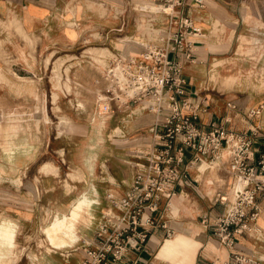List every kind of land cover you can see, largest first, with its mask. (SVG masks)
<instances>
[{
    "label": "crops",
    "instance_id": "1",
    "mask_svg": "<svg viewBox=\"0 0 264 264\" xmlns=\"http://www.w3.org/2000/svg\"><path fill=\"white\" fill-rule=\"evenodd\" d=\"M177 10L203 31L195 61L184 69L188 94L200 105L198 124L209 129L222 122L242 132L257 128L264 148V110L254 118L247 115L264 103V0H205L203 5L186 0ZM169 20L161 0H0V233L4 222L14 233L11 242L0 239V264H79L83 253L68 251L95 239L110 205L107 193L126 194L146 162L140 150L153 141L154 115L140 107L102 112L106 89L95 101L97 85L107 84L101 65L71 64L78 77L73 92L66 93L72 83L54 79V84L47 59L89 44L142 58L147 40L169 27ZM223 75L230 77L223 80ZM238 77L227 86L229 78ZM56 105L60 109L54 111ZM63 105L72 108L66 129L56 113ZM192 158L186 149L187 176L179 195L170 207L163 201L157 213L172 235L155 228L149 252H133L128 264L136 259V264H236L233 252L264 264V200L256 230L239 236L235 249L224 246L204 217L223 211L215 198L226 192L231 175L205 160L186 168ZM80 202H86L87 219L78 225L77 240L55 246L45 229L54 219L70 216Z\"/></svg>",
    "mask_w": 264,
    "mask_h": 264
},
{
    "label": "built area",
    "instance_id": "2",
    "mask_svg": "<svg viewBox=\"0 0 264 264\" xmlns=\"http://www.w3.org/2000/svg\"><path fill=\"white\" fill-rule=\"evenodd\" d=\"M169 15V27L158 37L147 40L142 58L114 53L101 65L106 81V93L100 99L103 113L114 107H140L154 115L152 144L139 152L146 162L139 166L126 194L106 195L110 205L95 231V239L83 240L68 251H80L79 264H128L133 252H149L148 241L155 228L162 226L168 236L173 231L157 216L172 205L179 195L178 186L186 178V149L193 158L186 163L195 165L205 160L210 166H220L231 175L226 192H218L216 204L223 211L215 217L205 216L204 223L221 243L235 249L239 236L255 231L263 212L264 200V148L258 145L257 128L235 131L225 123H213L209 129L198 124L199 109L188 94L185 64L195 61L199 38L203 36L190 16L178 15L177 9L186 0H161ZM203 5L205 0H196ZM257 44V43H256ZM181 57V58H180ZM78 106V105H76ZM233 108H238L235 103ZM264 103L247 111L249 118L259 116ZM234 254L236 264L254 261L239 253ZM136 261H132L136 264Z\"/></svg>",
    "mask_w": 264,
    "mask_h": 264
},
{
    "label": "rangeland",
    "instance_id": "3",
    "mask_svg": "<svg viewBox=\"0 0 264 264\" xmlns=\"http://www.w3.org/2000/svg\"><path fill=\"white\" fill-rule=\"evenodd\" d=\"M70 54H72L73 56H71ZM111 54H113V53L108 48H105V47L97 45V44H89V45L81 48L80 51H78L77 53H75V52L70 53L68 51L63 52V53H55L52 55V57H49L47 59V65H48L47 66V75L54 84L56 82L54 79H56L58 82L67 81V83H68V80H70L69 82H71L72 84H70L69 88L66 85L63 87H67V89L66 88L64 89V92H66V93L71 92L72 93L73 87H74L73 83L76 80V77H78V75L77 74L75 76L72 75L71 64H73L76 61H81V63L83 65L90 64V62H92L90 64V65H92L94 63L96 64V62H94V60H96V61H98L104 65L107 63L106 62L107 56L111 55ZM225 76L230 77L228 75H223L222 77L220 76V78L225 80ZM229 80H231V81L229 82V84H227V86L230 87V86H233V84L236 81H239L240 77H238V80H236V78H229ZM97 86H98L99 91H97V93H96L95 101H97V103H98L100 98L98 95V99H97V94H98V92H102L103 90H105L106 85L104 82H100ZM61 88H62V86H61ZM54 91H56V90H54ZM257 91H261V88H258ZM52 97H53V101L56 103V101L58 99V93L53 92ZM55 109H60V106L56 105V108H54V111H55ZM71 109H72L71 106L67 107L66 105H63L62 112L61 113L56 112L60 116V118H62L63 125H64L65 129H66V127L69 126V123H66L70 120V117L67 116V113L71 114V112H72ZM115 131L117 132V129L116 130L113 129V131H111V134L113 135L114 133H116ZM45 166H46L45 169L46 168L49 169L51 167L50 162H46ZM79 173L81 174L82 171L77 172L76 175L79 176ZM79 204H81V210H79V211L73 210V212L70 216L62 218L60 220H59V218L54 219L45 229L47 235L50 237L51 242L55 246H68L77 240V238H78V234H77L78 225L81 221H85L87 219V217L83 213V211L85 210L84 205L86 204V202H80ZM49 221H50V219H49ZM10 231H12L11 225L4 222L1 226V233H0L1 241H3V242L10 241L11 242V238H10L11 232Z\"/></svg>",
    "mask_w": 264,
    "mask_h": 264
},
{
    "label": "bare ground",
    "instance_id": "4",
    "mask_svg": "<svg viewBox=\"0 0 264 264\" xmlns=\"http://www.w3.org/2000/svg\"><path fill=\"white\" fill-rule=\"evenodd\" d=\"M21 85V84H20ZM46 167V166H45ZM50 167V166H49ZM47 169V168H46ZM50 169V168H49ZM201 169V168H200ZM219 169H221V168H219ZM226 172V171H225ZM221 173V172H220ZM226 174V173H225ZM222 175V174H221ZM228 175V174H227ZM79 210H81V204H78L76 207H75V209H74V211H79ZM58 219V218H57ZM60 220V219H59ZM11 233H10V238H11V241H12V239H13V237H14V233H13V229H12V231H10ZM194 250H196V249H194Z\"/></svg>",
    "mask_w": 264,
    "mask_h": 264
}]
</instances>
